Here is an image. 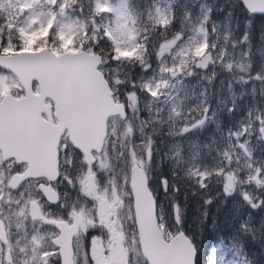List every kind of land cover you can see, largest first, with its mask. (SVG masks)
<instances>
[{
	"label": "snow or ice",
	"instance_id": "snow-or-ice-1",
	"mask_svg": "<svg viewBox=\"0 0 264 264\" xmlns=\"http://www.w3.org/2000/svg\"><path fill=\"white\" fill-rule=\"evenodd\" d=\"M236 2L249 17L239 43L250 51L247 29L252 18L264 17V0ZM37 8L46 11L35 14ZM201 12L196 36L185 39L183 29H172L175 15L160 9L155 14L149 11L151 23L138 31L127 25L135 24L139 14L127 5L115 7L112 0H0V68L7 67L16 77L9 85L8 78L0 75V95L20 90L21 84L39 95L31 88V81L47 83L58 73L78 74L65 89L50 90L58 110L43 103L27 112L0 110V264H17L14 244L18 241L10 237L13 223L17 228L30 223L33 228L31 234L25 232L31 245L26 264H135L134 253L143 257L144 264H253L250 247L255 264H264V240L257 242L251 235L250 243L237 248L234 241L249 235L247 225L230 232L235 217L223 225L216 216L209 221L206 207L218 199L222 204L231 200L237 212L246 209L249 220L260 213L264 227V194H250L252 189L264 188V165L256 164L251 148L252 137L264 140V113L257 109L253 117V109H249L248 124L238 122L235 129L230 126L227 145L216 149L219 159L213 158L211 165L190 163L180 168L185 163L181 159L185 142L190 159H200L201 145L193 137L208 128L217 112L205 102L182 114L179 93L188 88L190 78L203 77L210 68L211 82L217 75V64L231 69L224 52L217 51L212 9ZM25 13L34 14L38 30L31 25L19 26ZM73 13L79 16L73 18ZM109 16L115 18L114 26L105 23ZM65 19L70 22L61 24ZM169 31H173L171 38ZM152 33H158V42L153 41ZM14 39L20 42L13 43ZM38 39L44 43L37 45ZM153 61L155 69L139 83L110 77L102 67L114 62L118 71L124 64H138L148 72ZM255 79L262 78L257 75ZM125 84L132 90L121 96L120 87ZM116 120L124 123L120 135L128 141L118 153L122 178L119 183H102L100 172L109 163L102 161L101 154L107 157L109 146L113 152L118 146L112 127ZM164 129L163 135L173 140L171 158L176 160L167 174L163 166L168 154L160 157L155 146ZM210 139L216 144L215 136ZM202 147L209 153L213 150L207 143ZM72 168L75 175L68 171ZM157 169L159 175L154 177ZM185 180L191 184L182 183ZM244 184L250 189L243 188ZM66 186L76 188L84 199L69 204L68 193L61 191ZM213 190L215 194L208 195ZM198 195L205 206L200 233L203 235L206 226L216 233L215 241L203 251L183 226L189 196ZM88 201H92V208ZM121 213L132 222L131 237ZM37 225L44 229L43 234Z\"/></svg>",
	"mask_w": 264,
	"mask_h": 264
},
{
	"label": "rangeland",
	"instance_id": "rangeland-1",
	"mask_svg": "<svg viewBox=\"0 0 264 264\" xmlns=\"http://www.w3.org/2000/svg\"><path fill=\"white\" fill-rule=\"evenodd\" d=\"M224 2L227 5V0H224ZM112 3L117 8H121L126 5L120 0H112ZM231 3L229 4V6H227V11L232 8ZM133 10L135 11V13L139 14V19L135 24L129 22L127 27L135 28L136 30L140 31V27L138 26V24L140 22V13L142 12L138 11L136 8ZM41 11H46V9L37 8L35 10V14H38ZM231 12L233 13L231 17H229L227 12L226 16H224L220 21L216 22L217 27L214 36V39L217 40L219 45L217 51L224 52V60L227 64H231V69L228 70L224 66L217 64L215 69L217 75L214 79L211 80V82H209V78L211 77V68L204 72L203 77L190 78L188 88L179 93V98L183 101L182 114L186 112L188 108H193L198 103L203 104L206 102L207 104H210L212 109L217 112V115H219L222 111H225V114H230L228 110L230 108H234L231 113L234 112L235 114L239 115L238 122L248 124L249 121L247 119V112L249 109H253V117H255V115L257 114V109L260 112L264 113V95H261V90L262 88H264V42L261 41V33L264 32V17H261V19L258 21H253L251 28L247 29L250 32L251 36V50L249 51L247 45L239 43L240 38L246 31L245 23L249 18H243L239 15V13L234 18L236 13L233 11ZM11 14L15 15L14 12ZM33 16L34 14L25 13L24 16L20 17V21L22 23H19V26L23 27L25 25H31L33 30H38L40 24L33 23ZM39 19L40 21H43L44 18L39 17ZM114 19V17L109 16L105 23L114 26ZM200 20L201 18L191 19L190 15L187 17L188 31L186 35H184L185 39H187L189 36H196L195 29L199 25ZM69 22V20L65 19L62 20L60 23L68 24ZM76 28L78 31L79 25H76ZM197 39H199L198 36ZM19 42L20 41L16 39V43ZM43 42L44 41H41L40 43L42 44ZM112 64L114 66V76L116 75L120 78L119 69L118 72H116V65L114 62H112ZM151 71V69L148 71V73L150 72V75ZM0 75H4L8 78L9 85H11L16 79L13 74L3 71L1 69ZM257 75H259L262 79L256 80L255 77ZM253 87H255V93L253 92ZM122 89H124L125 92L129 91L126 88V84L121 85L120 90ZM204 92H206V96L202 95V93ZM6 94L9 93L0 95V100ZM11 94L18 98L23 96L24 93L21 87L20 90L13 89ZM192 115L194 116L195 113H192ZM238 122L236 128L238 126ZM112 127L118 136V139L116 140L118 146L115 152H113L111 150V146H109V152L107 157L101 154L102 161L107 160L109 163L108 168L100 172L102 183L108 180L119 183L123 173V165L120 162V157L118 153L121 151V146H126L128 144V141L122 135H120L125 125L123 122L116 120L113 123ZM148 130L151 131V129ZM136 140L137 142H139L138 136L136 137ZM172 144L173 143H169L166 147L168 155L170 157H172L173 153L175 152V149L171 148ZM251 148L253 150V156L256 164L264 165V140H257L255 137H252ZM183 154L181 159H183L185 163L181 164V167H184L185 165L188 166L190 163H195L199 165V162L202 159L200 158L198 160L192 161L190 159V153H187L185 157H183ZM68 171L71 175H75L76 169L72 168ZM158 171L159 169L154 171V177L159 175ZM240 174L241 176L244 175L243 172H241ZM108 186L111 187V185ZM243 188L250 189V186L244 184ZM262 189L264 188H261L259 190L252 189L250 191V194H254L255 191H259L260 193L264 194V190ZM64 191L68 193L69 204H72L77 200L84 199L82 196L79 195L77 189L74 187L66 186L64 187ZM161 198H163V196H161ZM92 206V201H88V207L92 208ZM167 209L170 212V204H168ZM235 209H237V207H235ZM53 211L56 210L54 209ZM62 211H67V209H63ZM244 212L246 214V210ZM244 217L245 219L248 218H246L245 215ZM120 219L126 225V231L129 237H131L133 231L132 222L126 219L124 213H121ZM244 220L242 221V224H244ZM37 228L40 230L41 234H43L44 229L40 228L39 225H37ZM25 232L29 234L33 232V228L30 223L27 224L25 227H16V241H18V244H16V251L18 252L17 264H26V262L31 256V245L29 244L28 239L25 238ZM228 246L231 247V244H229ZM20 248H24L25 251L20 252ZM129 248L130 251H132L131 240H129ZM203 250H206V245H202V251ZM134 255L135 264H144L142 256L136 255L135 253Z\"/></svg>",
	"mask_w": 264,
	"mask_h": 264
},
{
	"label": "trees",
	"instance_id": "trees-1",
	"mask_svg": "<svg viewBox=\"0 0 264 264\" xmlns=\"http://www.w3.org/2000/svg\"><path fill=\"white\" fill-rule=\"evenodd\" d=\"M120 1L122 3H125L127 6L131 7L132 9L136 8L138 11L142 12L140 13V22L138 24L140 30H143L146 24L151 23L149 21V11H152L153 14H155L156 9L165 11L168 14H174L176 20L172 25V29L173 31H177V32L183 29L184 35H186L188 31L187 17L190 15L191 19L202 18L201 9H204L205 11H207L208 9H212V19L216 22L220 21L224 16H226L227 12L229 14V12L231 11L236 13L234 18L237 16L238 13L243 18L248 17L247 13L243 10L242 6H240L236 2V0H227V5L225 4L224 0H120ZM230 3L232 8L229 11H227V6H229ZM221 9L223 10L221 11ZM72 15L75 18L79 16V13H73ZM86 16L87 13L85 14V17ZM252 19L253 21H258L261 19V17H255ZM19 23L22 22L20 21ZM173 31L168 32V38L172 37ZM13 35L15 36V34ZM152 38L154 42H158L160 39L158 33H152ZM41 41L42 40L38 39L37 45H40ZM13 43H16V39L13 40ZM50 44L51 41L49 42V47L52 46V44L51 45ZM106 51H110V49L106 48ZM102 67L105 69L106 75L110 77L114 76V66L112 63L105 64ZM110 69H112V71H109ZM154 69H155V62L153 61V69L151 70ZM119 75L120 78L124 80H131L133 82L139 83L140 78L145 76H150V72L149 73L144 72L141 69L140 65L138 64H136L135 67H132L128 64H124L123 66L119 67ZM126 88L129 91L132 90L128 88L127 85ZM137 92H139L138 88H137ZM124 93H125L124 89L120 90L121 96H123ZM238 119H239V115L235 114L234 112L230 114L228 113L225 114V111H222L219 115L215 117V119L209 124L208 128L204 132L199 133L197 137H193V139H198L201 145L200 158L202 159L199 162V165L201 164L211 165L213 163V158L219 159V157H217L216 149L223 150L226 147L227 130L230 126L233 129H235ZM217 125H219V130H217ZM166 130L167 129L162 130V134L156 137L155 146L160 149L159 155L162 158L164 157L165 153L168 154V151L166 149L167 144L173 143L172 139H170L167 135H163V132H166ZM212 136H215L217 141L216 144H212V141L210 139V137ZM161 140H163V143H161ZM205 143L210 144L212 146L213 150L211 151V153H209L207 149H204L202 147ZM191 151H195V150L193 149ZM183 152H184L183 157H185L187 153L188 154L190 153V149L186 142L184 143ZM168 157L169 159L166 161V163L163 166L164 167L163 171L165 174H167L169 167H171V165L176 163L175 159H172L169 155ZM187 167H188L187 165H185L184 167L180 166V168H187ZM182 183L191 184V181L185 180ZM161 194L163 193L161 192ZM214 194H215L214 190L208 193V195H214ZM167 206L168 204L166 205V207ZM206 207L209 214V221L211 220L212 216H216L218 219V223L223 225L226 220L232 221L233 217H235V221L232 224L231 229L228 230L230 232H235V230L239 229L241 225H247L249 229V235L248 236L241 235L234 241L237 248L240 247L241 243L244 242L250 243L251 235H255L257 237V242L264 240V227L261 226L260 217H259L260 213H256V217L253 220H249L244 212L246 209L240 208L239 212H237V209H235V206L233 205V202L231 200H229V202L226 204H222L221 200L218 199L215 200L213 204L207 205ZM204 208L205 206L203 205V201L200 199V195H198L197 197L189 196V199L187 201V210H186L183 226L187 231H190L193 234V236L197 238V240L201 245H206V248H209L211 244L215 241L216 233L213 232L210 226H206V230L203 233V235H201L200 233V228H201L200 220L202 219V213L204 211ZM217 208L220 209L219 212H217ZM244 215L246 216L247 219H245ZM243 220H244V224H242ZM253 253H254V249L250 247L248 250L249 259H251L253 261V264H255L256 257ZM204 264H206V261L204 262Z\"/></svg>",
	"mask_w": 264,
	"mask_h": 264
},
{
	"label": "water",
	"instance_id": "water-1",
	"mask_svg": "<svg viewBox=\"0 0 264 264\" xmlns=\"http://www.w3.org/2000/svg\"><path fill=\"white\" fill-rule=\"evenodd\" d=\"M4 71L10 72L7 67L0 68ZM12 73V72H10ZM13 74V73H12ZM14 75V74H13ZM77 73L74 72H62L58 73L53 80H50L47 83L36 81H31V88H33L34 83L38 85V93L39 95H35L31 92V89L25 87L24 84H21L24 96L26 99L21 100L20 98H15L11 94H7L4 96L2 101L0 102V110H5L9 112L23 110L25 112L30 111L33 108L41 106V104H48L54 110L57 109L56 102L53 97L50 95V90L55 89H65L68 84L77 76ZM49 101L50 103H47Z\"/></svg>",
	"mask_w": 264,
	"mask_h": 264
},
{
	"label": "flooded vegetation",
	"instance_id": "flooded-vegetation-1",
	"mask_svg": "<svg viewBox=\"0 0 264 264\" xmlns=\"http://www.w3.org/2000/svg\"><path fill=\"white\" fill-rule=\"evenodd\" d=\"M157 186H158V184H157ZM61 191L63 192L64 188H62ZM161 195H163V194H161ZM10 237L13 241H16V224L15 223L12 224L11 231H10ZM14 247L16 248V244H14Z\"/></svg>",
	"mask_w": 264,
	"mask_h": 264
}]
</instances>
